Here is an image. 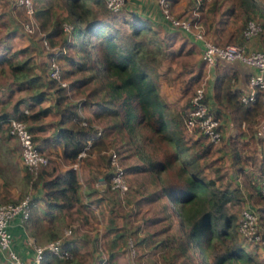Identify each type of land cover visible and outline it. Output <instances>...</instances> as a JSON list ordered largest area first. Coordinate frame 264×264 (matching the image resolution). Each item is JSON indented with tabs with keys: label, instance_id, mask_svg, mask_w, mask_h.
Here are the masks:
<instances>
[{
	"label": "trees",
	"instance_id": "obj_1",
	"mask_svg": "<svg viewBox=\"0 0 264 264\" xmlns=\"http://www.w3.org/2000/svg\"><path fill=\"white\" fill-rule=\"evenodd\" d=\"M61 1L64 11L55 18L57 19L55 28L45 34L38 27L32 33L25 31L31 36L37 35L39 37L43 50L39 51L38 46L31 42L28 46L30 48L15 49L10 55L0 56V63L5 62L7 64L8 73L11 76V92L17 90L21 93L14 103L15 114L0 111V131H5L7 137L12 138L8 134V127L5 122L9 117L14 116L26 123L33 135L36 147L44 153L41 144L36 143L39 137L35 136V133L40 128L36 123L47 115L52 107L56 109L59 115L52 123L54 126L52 139L54 142L57 141L62 144L61 157L57 159L50 155L48 164L41 167L36 175H32L25 169L22 177L24 188L18 197L4 196L0 198V202L15 203L24 195L31 193V209L36 202L40 201L46 207L47 211L43 218L34 212L32 217L29 214L24 224L32 223L34 234H44L45 241L61 238L63 240L62 246L68 249L72 256L60 259L47 252L42 264H67L76 261V255L80 249V240L84 236H88L90 232L84 226L86 215H82V212H89L88 209L91 206L101 207L102 201L106 200L95 186L96 180H100L101 177L103 183L108 185L121 202L123 198L120 197L125 196L131 190L128 173L139 172H150L149 176L151 175L152 182L160 181L159 184H163L155 190L154 195L162 197L165 208L179 216L174 226L176 230L164 238L161 243L150 246H159L163 251H171V254L165 258L167 264H177V259L180 256H184L188 262L182 260L178 264H264V258L257 259L255 254L243 246L238 238L241 236L238 224L233 223V217L227 216L226 213L227 203L238 198L242 199V190L246 188L249 193L247 199L252 200L253 206L258 204L252 208L257 213L260 212L264 218V196L259 190L260 179L264 176V158L261 157L258 160L256 151L264 142V136L259 137L256 134L257 124L263 114L259 93L249 103H243L241 96L245 91L233 87V80L237 78L238 70L230 63H220L215 66V79L213 78L215 80V100L218 108L229 110L230 121L236 130V133L231 137L230 160L235 171L239 174L241 182L237 183L233 179L224 178L226 172L220 171L221 168L217 162L221 157L211 159L208 162L209 166L214 167L217 171L215 172L216 176L214 178L204 177L201 175L202 169L199 168V165L202 164L199 161L212 153L214 144L201 133L195 132L197 137L190 136L191 134L184 127L183 120L190 108L193 91L186 103L177 109V118L173 119V123L176 125L175 130L171 127L169 119L166 118L164 103L156 89L155 76L157 71L151 65L152 60H150V58L154 59L157 54L164 57L166 52L162 41L154 35L156 33L147 20L141 19L136 14H128L129 18H126L123 9L126 0L118 11L108 9L105 0ZM233 1V5L225 11V14L235 17L236 20H241L240 25L235 26L229 39L226 38L222 42L212 40L213 42L224 45L230 41H235L238 35L242 36L246 22L249 19H255L256 16L263 18L261 24L264 31V7L262 4L257 0ZM58 2L59 0H51L48 2L49 5L46 4V0H32L34 19H39L42 15L48 14L52 3ZM93 2L100 7L99 13L94 8ZM204 5L206 4L203 2L201 8ZM54 15L55 12H52L51 17ZM99 15L111 16L112 20L99 18ZM119 15H122V20L128 24L131 31V37H129L131 44L127 42L126 46H121L116 40V32H110L109 29L113 20ZM25 16L27 19L26 13ZM65 25L69 26V30L64 28ZM41 27L44 29L45 22L41 23ZM263 31L254 37L259 39L260 49H263L264 45ZM60 32L64 34L63 42L60 44L62 51L55 55L51 48L55 46L53 39ZM148 33L155 37L153 47L147 46L151 38H148L146 43L138 40L133 41V38L139 35L146 36ZM43 40H46L49 49L44 46ZM74 48L80 54L82 52L86 54L83 62L80 60L76 64L78 69L88 67L93 70L94 76L101 77L102 80L104 77L107 79L100 86L105 91V97L101 102H97V113L116 114L112 107V100L120 98L125 109L126 120L134 119L136 125H143L146 129L145 135L147 137H144V141L146 142L152 137L155 139L156 148L158 143L163 142L169 147L161 152V157L155 154V147L148 152L146 146L139 149L142 163L123 166L129 183V188L124 194H120L119 191L111 189L109 186L113 170L110 164V155H107L106 152L111 141L100 127L92 123L90 117L81 114L80 107L85 106V104L80 105L79 102L68 98L66 91L69 86L68 88L62 86L49 76L48 68L53 59L60 62L66 58L68 64H74V60L67 56L69 55L68 52ZM34 52H42L45 59L41 56L43 60L36 62ZM22 53L23 56L20 55ZM176 55L178 56V53ZM0 71L5 73L3 68ZM63 72L62 69V76L64 77ZM199 79V73L192 76L187 81V86L193 85ZM74 84L76 83L74 82L72 85ZM48 99H51L50 104L42 106V101ZM24 108L27 109L28 113L24 112ZM211 110L221 120L220 113L212 106ZM177 127L181 129L180 137L174 135V132L179 130ZM185 136L186 138L183 140ZM89 142L90 144L86 148ZM84 148L86 155L78 157L79 152ZM90 157H93V164L101 176L88 173V176L85 177V185L82 187L78 169L74 168L72 164L78 162L80 165L84 160H89ZM248 165L259 171L255 177L246 169ZM171 166L174 169L169 173L171 175L169 179H164V176L162 178L161 172L167 173ZM221 181L223 186L218 184ZM37 192L40 194L38 195ZM44 219L48 225L35 226V223ZM71 224L74 226V228L70 226L71 233L64 235L66 228L63 227ZM108 228L114 230L115 226L109 222ZM79 231L82 233L77 234ZM126 234L124 229L114 232L112 246H117V238L124 239ZM215 240L222 243V246L217 250ZM116 248V250H113L112 247L108 249V257L102 261L103 264L117 262L116 255L120 251L121 245ZM207 256H212V259L208 262L204 259V263L201 262V259Z\"/></svg>",
	"mask_w": 264,
	"mask_h": 264
},
{
	"label": "rangeland",
	"instance_id": "obj_2",
	"mask_svg": "<svg viewBox=\"0 0 264 264\" xmlns=\"http://www.w3.org/2000/svg\"><path fill=\"white\" fill-rule=\"evenodd\" d=\"M50 1L51 0H46V4H49L48 2ZM257 1L264 7V0ZM233 3V0L204 1V4H209L208 8L210 12L207 13L208 17H211L212 15L215 16V19L219 16L224 17L228 21L227 23H229V26H233L234 28L236 25H240L241 20H236L235 17L227 16L225 14V11L229 7H231ZM93 5L97 11L100 10V7H98L94 2ZM63 11L64 9L61 0H59L58 3H52L48 14L42 15L39 19H34L36 26L41 30L43 34L47 33L49 30L51 31L56 27L55 23L57 19L55 18H57L59 14H62ZM52 12H55V15L51 17ZM99 18L108 21L112 20L111 16L104 17V15H99ZM255 19L260 22L263 21V18H261L260 16H256ZM25 21L26 16L23 8L20 7L14 0H0V32L2 34V37L7 35V31L15 28L16 31L14 33V37L10 36L8 40L9 44L13 42L12 46L14 47V49L18 50L25 47L27 48L28 46H30L31 42H34L35 45L38 46L39 51L43 50V48H41V41L38 39L39 37L37 35L31 36L25 33V30L23 28V23ZM42 22H45L44 29H42L41 27ZM109 29L110 32H116V40L121 46H126L127 42L128 44H131L129 38L131 37V31L128 24L122 20V15H119L116 19L113 20V23H111ZM227 29L229 28L227 27ZM58 34L59 35H56L57 37L53 39L55 41V46L53 48H60V44L63 42L64 34H62V32ZM137 37L133 38V41L138 40L146 43V40L148 38H151V41L147 43V46L153 47V39L155 38L153 34L148 33L146 36L139 35ZM222 41H224V39ZM197 44L199 46L201 45L200 42H197ZM262 48L264 49V45ZM75 49L76 48H74L72 51L70 50L68 52L69 55H67L74 60L73 65L68 64L66 58L59 62L64 71V79L69 86V88L67 87L68 89L66 91L68 98L74 100L75 102H79L80 105L85 104V106L80 107L81 114L86 117L90 116V118L92 119V123L100 127L103 130V133L110 136L109 140L111 142L109 143V149L106 152L107 155H110V152H112V150L117 151L119 161L122 166L125 167H127L128 165L142 163L141 161L143 160L140 159L138 152L139 149L143 146H146V151H151L152 148H154L156 145V142L154 144L155 139L150 137V140H146L145 142L144 137H147V135H145L147 131L144 126L136 125L134 119H129V121L126 120L125 109L123 107L122 99L120 98L112 100V107L116 111V114H101L99 112L97 113V102H101L105 97V91L100 86H102L103 81H106L107 79L104 77L102 80L101 77L99 78L97 76H94L93 70L88 67H85V69H78L76 64H78L80 60L81 62H83L82 60L83 58H86V54L85 52H82V55ZM20 55L23 56V53ZM41 56L45 59V56L42 55V52H34V59L36 62H41L43 60ZM162 57L163 56L157 54L155 55L154 59L150 58V60H152L151 65L157 67L158 61ZM167 65L168 60H163V67ZM178 67V65H176V67H170V71L167 73V75H169L168 78L163 75V78H166L165 80L168 82V86L170 88L173 87V90L171 89L169 92H173L176 96H180L185 85L183 76L175 78V80L173 81V77H175L177 74L175 68H177L178 70ZM74 82L76 84L72 85ZM198 83L199 81L196 82L191 89H189V92L187 94L188 97L186 96L183 98L182 95V97L180 98H182V100H187L191 95L192 89L194 90L195 86ZM175 92H177V94ZM47 104L48 103L45 102L43 106H46ZM46 118L48 119L46 122H53L52 120H54V114H50ZM178 129V132H174V135H176L177 137L181 136V129ZM5 134L7 136V133L5 131L0 132V145L9 143ZM11 139L12 144H15V150L18 149L19 154V147L17 142L13 138H10V141ZM221 146H223L222 140L218 144H214V151H212V153L207 156V158H202L199 161V163L202 164L199 165V168L202 169V176L207 178H214L216 176L215 172L217 171L214 169V167H210L208 162L211 159H216L220 155H222V153L218 149L221 148ZM168 148L169 147L166 146L165 142L158 143L157 148L155 147V154H157L158 156L162 151H165ZM44 154H46L49 158L51 152H46ZM14 161L16 160L13 157L11 151L7 148L4 149L1 147L0 165L5 169L4 176L7 183H9L11 187H13V185H16V191L18 193L19 187L21 185V177L23 175V172L25 171V168L18 161L17 163H14ZM87 162L88 164H86ZM217 162L221 168V172H230L228 160L224 159L223 157ZM80 166L82 167L78 170L79 179H84L85 177H87L88 173L101 176V173L93 164V157H90L89 160H84V162L81 163ZM172 166H174L173 163ZM172 166L168 169L167 173L161 172L162 178L164 176V179H169V176H171L169 173H171L174 169V167ZM149 174L151 173H128L131 190L125 196L123 195L120 197L123 198L121 202H119L117 195L109 189L108 185L106 183H103V179H101V177L100 180L95 179V186H97L99 192L103 194L106 200L102 201L100 205L101 207L91 206L88 209L90 210L89 212H82V215H86L84 226L90 232L88 233V236H84L83 239L80 240V249L76 255V261H74V263L68 262L67 264H103L102 261H104L105 258L108 257V249L112 247L113 250H116V247L118 245H121V248L116 255L117 262L113 261L114 264H167L165 258L171 254V251H163L159 246H150L161 243L164 238H166L169 234L173 233L174 230H176V227L174 226L175 222H177L176 220L179 219V216L171 212L170 209L165 208L164 199L162 197H156L154 195L155 190L163 186V184H159L160 181L152 182L151 175L149 176ZM218 184H221L223 186L222 181ZM29 194L31 195V193ZM251 202L252 200H248L244 197H242V199L238 198L232 200L226 205L227 216H232L233 223H237L241 210L246 207H251ZM256 205L258 204H254V206ZM258 213L260 216L262 234L264 235V218L261 216L260 212ZM109 222H112L113 226H115L114 230L108 228ZM72 224L64 226L63 228L68 229L70 228V226L71 228H74ZM122 229L127 232L126 236L124 237V239L117 238L116 243L118 245L112 246L114 232H118ZM80 233L82 232H77V234ZM238 238L240 240V237ZM214 243L216 244V250L222 246V243H220L219 240H215ZM262 245L263 244L258 243L252 244L248 247L250 252H252L253 254L256 253L255 256L257 259L264 258V254H261L260 248V246ZM204 259L206 262H208L212 259V256L202 258L201 262H203ZM182 260L187 261L184 256H180L177 259L176 263L178 264ZM2 264L5 263L3 262ZM108 264L112 263L108 262Z\"/></svg>",
	"mask_w": 264,
	"mask_h": 264
},
{
	"label": "built area",
	"instance_id": "obj_3",
	"mask_svg": "<svg viewBox=\"0 0 264 264\" xmlns=\"http://www.w3.org/2000/svg\"><path fill=\"white\" fill-rule=\"evenodd\" d=\"M22 6L27 19L23 23L26 32L32 33L36 29L33 17L34 6L32 0H14ZM161 11V16L170 26L192 35L201 43V59L204 62V72L195 86L190 99V108L184 117V127L188 133H201L213 144H218L222 140L221 120L217 118L211 110L206 97V88L211 79L214 78V69L220 63L241 62L251 68L247 79V89L241 96V101L249 103L259 93L262 117L257 124L256 134L264 136V50H248L246 42L258 36L263 31V26L256 19H249L242 30L241 42H230L219 44L210 40L206 34V29L201 22L200 8L205 0H193V7L189 16L176 15L171 7L170 0H157ZM125 0H105L106 6L112 11H118ZM69 30V26L65 25ZM44 46L49 49L46 40ZM54 54H59L61 48H51ZM63 51H65L63 49ZM50 78L56 80L60 85L68 87V83L62 76V69L58 60L50 61L48 68ZM27 112V109H24ZM8 127V134L15 139L19 147V156L22 165L32 175H36L41 167L48 164V156L38 150L33 139V135L25 122L11 116L5 122ZM90 142L86 146H89ZM86 155L85 148L79 152L78 157ZM110 164L113 173L110 176L109 186L111 189L124 194L129 183L124 167L119 161L117 151L110 152ZM72 166L78 169L79 163L74 162ZM259 190L264 196V176L260 179ZM31 195L28 193L18 202H0V251L4 254L8 264H42L47 252L54 254L60 259L70 258L72 253L62 246L63 240L47 241L43 244L32 243L33 253L30 260H26L14 245V235L11 231L13 222L18 219L20 224H24L30 214ZM238 230L242 238L251 243L264 244V235L259 221V215L252 207L243 208L237 221ZM71 228L64 230V235H69Z\"/></svg>",
	"mask_w": 264,
	"mask_h": 264
},
{
	"label": "crops",
	"instance_id": "obj_4",
	"mask_svg": "<svg viewBox=\"0 0 264 264\" xmlns=\"http://www.w3.org/2000/svg\"><path fill=\"white\" fill-rule=\"evenodd\" d=\"M170 2L173 12L178 16H185V17L190 15V10L194 5L193 0H170ZM208 6L209 4L204 5L200 10L201 19H202L201 22L204 28L206 29L207 36L218 42L226 38L229 39L235 27L233 28V26L232 27L229 26V23H227L228 21L224 17L219 16L216 19L214 18L215 16L213 15L211 17H208L207 13L210 12ZM123 9L125 11L126 18H129L128 14H136L141 19L147 20L152 30H154L156 33L154 35H156L163 43V47H164V51L166 52V55L159 59L157 67H155L157 71V74L155 76L156 89L161 97L162 102L164 103L166 118L169 119L171 127L176 128V125L173 123V119L177 118V114H176L177 109L180 106H183L185 101L188 100V99L182 100V98L180 97H182V95L183 98L186 97L189 92V89H191L195 84L194 83L191 86H187V81L192 76L198 73L199 76L201 77L204 72V66H203L204 63L201 59V45L199 46L197 44V42L199 41L196 40L194 37H192V35L187 34L178 28L172 27L167 22L164 21V19L161 16V11L157 0H126ZM227 27L229 29H227ZM15 31H16L15 28L9 30L7 31V35L3 37L0 32V56L10 55L11 52L15 50L14 47L12 46L13 42L10 44L8 42L10 36L14 37ZM235 41L241 42L242 41L241 36L238 35ZM246 47L248 50L260 49L261 45L259 43V39L253 38L249 40L248 42H246ZM172 51L173 54L171 55ZM175 52L178 53V56L176 55ZM165 59L168 60V65L163 67V60ZM176 65L179 66L178 67L179 69L177 70V68H175L177 74L175 77H173V81L175 80V78L183 76V80L185 84L180 96H176L173 92H169L171 89L173 90V87L170 88L167 84L168 82L165 80L169 76L167 75V73L170 71V67L172 66L176 67ZM230 65L234 66L238 70L237 78L233 80L234 81L233 87L241 89L242 91H246L247 75L251 71V68L239 62H232L230 63ZM2 68L5 69V73H1L0 71V111L3 110L9 112L10 114H15L14 103L20 97L21 93L20 91L17 90L11 92V83H10L11 76L8 73V67L5 62L0 63V70ZM163 75H165L166 78H163ZM214 79H211L207 85L206 97L210 107L212 106V108L217 110L220 113V117H221L223 146H221V148L218 149L222 153V155H220L221 158L224 157V159L228 160L230 166L229 167L230 172L228 173L226 171L224 178L231 180L233 179L235 182L238 183L241 182L240 181L241 179L239 177V174L235 171V167L232 166L230 160V156H231L230 142H231V137L236 133V130L232 122L230 121L229 110L220 109L217 106V102L215 100V92H214V81H215ZM175 93L177 94V92ZM45 102H47L48 103L47 105H49L51 99L42 101V106ZM25 113H28V111ZM50 114H54V120H52L53 122L59 117L58 113L56 112V109L52 107V110L48 112L47 115L43 116L39 122L36 123L37 126H40L38 131L35 133V136L39 137L36 140V143L41 144L44 153L51 152L52 156L59 159L62 155V144L57 141L54 142L52 139L54 132V126L52 124L53 122H46L48 120L46 117H48ZM106 136L107 138L110 139L109 135ZM190 136L197 137L195 133H191ZM185 138H183V140H185ZM7 140L10 144L6 143L0 145V149L1 147L4 149L6 148L9 149L16 160L14 161V163H17L18 161L20 164H22L20 156L18 154V149L15 150L14 147L15 144H12V139L10 141V138L7 137ZM256 151L259 157L258 160H260L261 157L264 158V142L262 146L256 149ZM81 167L82 166L79 165L78 170L81 169ZM246 169L249 170L254 177L259 173V171H257L255 168H252L250 165L246 166ZM4 173H5V169L2 168V166L0 165V198L4 196L10 198H17L19 193L24 188L23 185L24 183L22 180L23 175L21 177V185L19 187V192L17 193L16 185H13V187H11L10 184L7 183ZM84 179L82 178L79 179L80 183L82 184V187H84L86 182ZM242 193L244 198L246 199L249 198V193L246 188H243ZM37 194L39 195L40 193L37 192ZM250 206L253 207L252 205ZM46 211H47L46 207L40 201L34 204L30 214L32 217L35 212L37 216L43 218L44 213ZM40 225L46 226L48 225V223L45 219L43 221H39L38 223H35V226L37 227ZM33 229L34 228L32 223L30 224L27 222L26 224H20L18 222V219H16L11 226V231L14 235V245L26 260H30L32 256L33 253L32 243L42 244L47 242L44 240V234L40 233L38 235H35ZM240 241L242 242L243 246L249 251L248 247L251 246L252 244L245 241L241 236H240ZM260 248H261V254L262 253L264 254V246H260ZM3 262L5 264H8L6 259L4 258V254L0 251V264H2Z\"/></svg>",
	"mask_w": 264,
	"mask_h": 264
}]
</instances>
